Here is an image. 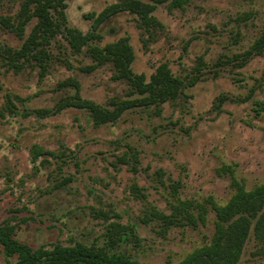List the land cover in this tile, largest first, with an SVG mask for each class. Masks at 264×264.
Returning <instances> with one entry per match:
<instances>
[{
	"label": "rangeland",
	"instance_id": "rangeland-1",
	"mask_svg": "<svg viewBox=\"0 0 264 264\" xmlns=\"http://www.w3.org/2000/svg\"><path fill=\"white\" fill-rule=\"evenodd\" d=\"M21 1L0 0V43L14 48L37 21L22 36L2 23L16 19ZM118 1L64 0L65 23L91 32L98 14ZM143 1L155 4V22L117 11L90 44L128 36L133 69L147 79L162 62L186 82L201 75L175 99L127 110L114 123L97 125L74 105L57 110L77 92L108 107L136 96L112 62L97 64L88 45L75 51L64 26L43 71L34 59L17 68L0 55V223L15 224L14 236L32 248L76 241L109 247L115 222L135 226L136 237L123 246L132 257L179 262L213 237L210 198L225 204L234 178L247 188L264 182V107L256 110L264 101V50L244 55L263 34L264 0ZM35 144L53 154L35 158ZM183 200L195 222L177 214L180 222L170 225L153 213L171 214ZM6 261L0 244V264ZM238 264H264L253 231Z\"/></svg>",
	"mask_w": 264,
	"mask_h": 264
},
{
	"label": "trees",
	"instance_id": "trees-1",
	"mask_svg": "<svg viewBox=\"0 0 264 264\" xmlns=\"http://www.w3.org/2000/svg\"><path fill=\"white\" fill-rule=\"evenodd\" d=\"M64 8V0H22L14 21L11 17H3L2 23L21 36L30 20L37 18L31 32L19 48L0 43V55L5 62L21 68L24 61L34 59L38 61L42 71L45 70L51 57L48 46L64 26L69 35L68 40L75 51H80L88 45L97 64L112 62L116 68V77L127 79L131 85V93L136 96L113 100V107H108L94 100L83 98L77 92L73 99L65 100L57 110L74 105L86 109L97 125L114 123L127 110L175 99L185 88L198 82L201 75L200 69L194 73L189 82H186L182 76L172 71L167 62L160 63L149 79L145 73L135 72L132 66L135 51L128 36L105 44H90L92 38L100 36L97 30L99 24L117 11L129 10L139 14L146 23L155 22L156 19L152 14L155 4L143 0H120L111 3L96 17L94 30L87 33L65 23ZM263 50L264 31L244 52V55L261 53ZM239 56V54L235 55V57ZM76 85L79 86L77 83ZM9 99L8 108L12 110L13 99ZM257 103L256 110L260 111L264 107V101L258 100ZM39 111L47 114L52 110L43 108ZM44 153L53 154V151L37 144L33 146L35 158ZM64 155H66L65 151L59 156ZM232 184L236 189L225 204H219L210 198L217 216L216 228L211 241L195 249L181 261L165 264H238L251 231L264 246V182L247 188L243 182L234 178ZM190 206H192L191 203L183 200L176 205L171 214L156 210L153 213L170 225L180 222L181 217L177 214L184 215L195 222L196 218L191 213ZM199 214L204 220V213ZM113 225L115 235L109 236V247L76 241L73 244L57 242L51 249L44 246L35 249L16 238L14 236L15 224L5 221L0 223V244L3 245V252L7 257V261L2 264H147L128 254L127 247L123 248L132 236L136 237L135 226L126 227L115 222ZM14 255H17V259L10 260L9 257Z\"/></svg>",
	"mask_w": 264,
	"mask_h": 264
}]
</instances>
